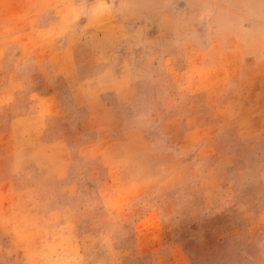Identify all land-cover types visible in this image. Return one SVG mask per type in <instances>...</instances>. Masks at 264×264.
<instances>
[{
	"label": "rangeland",
	"instance_id": "obj_1",
	"mask_svg": "<svg viewBox=\"0 0 264 264\" xmlns=\"http://www.w3.org/2000/svg\"><path fill=\"white\" fill-rule=\"evenodd\" d=\"M0 264H264V0H0Z\"/></svg>",
	"mask_w": 264,
	"mask_h": 264
}]
</instances>
